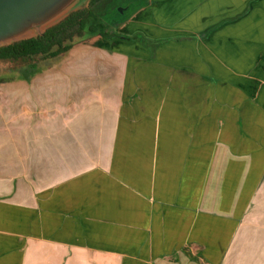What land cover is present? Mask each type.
<instances>
[{
	"label": "crops",
	"instance_id": "1",
	"mask_svg": "<svg viewBox=\"0 0 264 264\" xmlns=\"http://www.w3.org/2000/svg\"><path fill=\"white\" fill-rule=\"evenodd\" d=\"M157 10L0 80V264H264V131L238 167L205 101L264 55V0Z\"/></svg>",
	"mask_w": 264,
	"mask_h": 264
},
{
	"label": "rangeland",
	"instance_id": "2",
	"mask_svg": "<svg viewBox=\"0 0 264 264\" xmlns=\"http://www.w3.org/2000/svg\"><path fill=\"white\" fill-rule=\"evenodd\" d=\"M175 1L178 0H173V2ZM162 4L163 0H148L145 7L141 11H139V13L132 15L127 20V22L120 25L116 29V32L122 35L132 36L135 33H142L141 31H143L145 36L147 35V33H149L150 35L151 28L154 29L156 26V19L154 18L152 13L156 15V13L158 12L157 9L161 7ZM146 37L148 38V35ZM98 38H100V36L96 35L88 39L78 40L79 42L77 43L92 39L96 40ZM108 40L110 43V40L115 39H105L104 41ZM136 41L138 40L135 39L128 42ZM101 43L104 44V42ZM63 55L51 59L49 62H40L39 65L42 66L46 63L52 64V62L54 64ZM259 60L253 61L252 66L248 69L246 74L238 73L237 78H231V81L225 80L226 78H223L225 76H221L211 80L205 79V101L209 102L206 104H210V106H206V110L209 113H212L213 108V111H215L216 113L218 111L216 107L217 105H220L222 118L221 141L222 146L225 149L228 148V141L232 139L230 135H232V133L234 132V125H232L231 123L230 125H226L224 119L230 120L235 118V128L237 130L236 158L238 167H243L245 165V157L243 154V150L245 148L244 140L246 138L254 139L256 135H261L262 131H264V55ZM23 63L24 62H0V80H4L2 76H4L3 73L5 69L11 68V66L13 65H17L20 67ZM179 80L180 77H174L172 79V82L173 84H179ZM188 81V84L191 85V78H188ZM213 105H215V108L213 107Z\"/></svg>",
	"mask_w": 264,
	"mask_h": 264
},
{
	"label": "trees",
	"instance_id": "3",
	"mask_svg": "<svg viewBox=\"0 0 264 264\" xmlns=\"http://www.w3.org/2000/svg\"><path fill=\"white\" fill-rule=\"evenodd\" d=\"M148 0H91L90 3L77 11L72 12L58 24L48 28L39 37L24 39L0 47V62H24L4 70V76L13 72L21 78L20 71L30 76L36 71L46 68L48 63L40 66L39 63L57 58L79 42L99 35L104 39H125L148 42L143 33L132 36L122 35L116 29L127 22L139 9L147 4ZM128 6L124 8V6ZM121 9H125L121 13ZM2 76L3 78H5Z\"/></svg>",
	"mask_w": 264,
	"mask_h": 264
},
{
	"label": "water",
	"instance_id": "4",
	"mask_svg": "<svg viewBox=\"0 0 264 264\" xmlns=\"http://www.w3.org/2000/svg\"><path fill=\"white\" fill-rule=\"evenodd\" d=\"M91 0H0V47L37 38Z\"/></svg>",
	"mask_w": 264,
	"mask_h": 264
},
{
	"label": "flooded vegetation",
	"instance_id": "5",
	"mask_svg": "<svg viewBox=\"0 0 264 264\" xmlns=\"http://www.w3.org/2000/svg\"><path fill=\"white\" fill-rule=\"evenodd\" d=\"M128 6L126 5V6H124V8H127ZM124 10L125 9H121V13H123L124 12Z\"/></svg>",
	"mask_w": 264,
	"mask_h": 264
}]
</instances>
